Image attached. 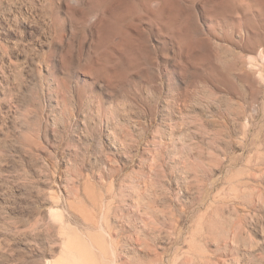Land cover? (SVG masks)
I'll use <instances>...</instances> for the list:
<instances>
[{
  "label": "rangeland",
  "instance_id": "obj_1",
  "mask_svg": "<svg viewBox=\"0 0 264 264\" xmlns=\"http://www.w3.org/2000/svg\"><path fill=\"white\" fill-rule=\"evenodd\" d=\"M66 249L264 264V0H0V264Z\"/></svg>",
  "mask_w": 264,
  "mask_h": 264
},
{
  "label": "bare ground",
  "instance_id": "obj_2",
  "mask_svg": "<svg viewBox=\"0 0 264 264\" xmlns=\"http://www.w3.org/2000/svg\"><path fill=\"white\" fill-rule=\"evenodd\" d=\"M56 211V210H55ZM52 210V214L53 216H59V215H62V213L60 212H55ZM61 217V216H60ZM59 218V217H58ZM63 219V218H62ZM61 220V219H60ZM64 220V219H63ZM105 229V228H104ZM102 231H103V228H102ZM105 232H106V229H105ZM67 248H68V245H67ZM67 250V249H66ZM68 251V250H67ZM68 255H64L63 257H61L60 260H57L55 262V264H80L82 262L81 258L73 251V249H70L68 252ZM52 262V263H54ZM49 262V264H52Z\"/></svg>",
  "mask_w": 264,
  "mask_h": 264
}]
</instances>
